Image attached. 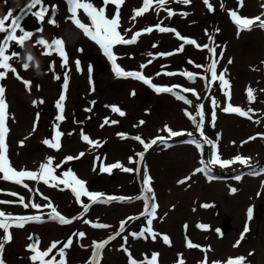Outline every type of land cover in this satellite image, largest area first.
Returning <instances> with one entry per match:
<instances>
[{
    "label": "rangeland",
    "instance_id": "rangeland-1",
    "mask_svg": "<svg viewBox=\"0 0 264 264\" xmlns=\"http://www.w3.org/2000/svg\"><path fill=\"white\" fill-rule=\"evenodd\" d=\"M87 2L92 3L93 6L96 7L97 9L103 8L105 11V15L109 19H111L113 17V15L116 11V5L111 4V3L105 5L104 0H87ZM209 2H212V0H210ZM0 3H1L0 4V17H3L4 15H6L9 11L12 12V18H15L17 16H22V19L20 20V27H22L27 32L30 31L31 33H33V36L30 39L26 40L25 44H24L28 48L26 53L28 55L32 54L31 56L34 57L32 62L31 63L29 62V67L32 65L30 70H29V67L27 69H25L23 67V64H21L19 62L22 59L21 62L25 63L27 55H25V54H23L24 56L22 55V53H21V52H23V50H21L22 47L19 46L18 44H16L15 41L9 42V47L7 49L6 54L11 55L12 52H16L19 55L21 54L20 56L18 55L17 58L14 59V57H13L12 59L9 60V64L13 68L16 69V72L13 73L12 71L0 69V72L6 71V75L4 76V78L0 79V86H3L5 89L4 98H5L7 105H8V111H11V117H13V119L11 120L13 126L11 128H8V133H7L8 134L7 136H9V137H7L8 140L6 138L7 157H8L9 163H11L10 164L11 167L15 168L18 171H21L23 169V167L25 168L27 166L26 169L27 168L33 169V170H27V171L34 172L37 174L40 172L41 167H37L36 162L33 160L32 157L28 156L27 159L22 158L24 154L22 153V155H21L22 151L19 148H17V146H18V144H22V143L24 145H28V141L29 142L33 141L32 138L30 139L28 137H30L31 132L33 131V128L39 127L40 124L41 125L44 124V120H46V118H44L43 116H46V115L49 116V118L47 117V119H50V117H53V118H51L52 120L55 119L52 122V124H55V125H52V127L54 128V126H57L58 129L55 127L56 129L54 128L53 131L56 130L55 131L56 134H57V132L63 133V135L60 137V144L61 143H63V144H61V146L59 147V149H61L60 151H62L61 152L62 154H60V152L58 151V154H60L62 156L64 155L62 157L63 159L66 156L79 155L83 150L85 151L86 149L88 150V149L93 148L95 145H97L96 141H97V143H99V141L104 138L105 133H107L108 135L114 134L112 137L114 139L115 135L118 132L117 131L119 128L118 126L122 125L126 121L127 118L129 119L131 117L133 118L136 116L135 119L137 121H134V123L136 124V125L135 124L134 125L137 126L138 124H140L141 121H143L145 124L142 123V125H144V127L148 128L149 125H151V123L148 121L149 120L148 118L150 115H147V114L146 115H140L142 113L143 114L146 113L145 109L143 110V108L149 107V105H147L146 102L147 103L153 102V104L155 106V107L153 106L154 110L155 111L157 110L160 115L167 114L169 120L173 119V117H174L173 115H175V117H177V118L179 117L178 119L180 120L181 124H183L185 126V128L182 129L183 132H186V131L190 132L192 130L191 132H193V135H194V136L193 135L188 136V133H186V134L183 133L185 135L181 136V138L179 140L174 139L173 141H168L167 144L159 143L156 146H154L153 148H151V154L148 153L145 157V161H146L145 166H147V168H150V171H151L150 173L155 178L156 182H154L153 179H150L149 185H146V183H143V182H146V180H148V173L144 174V175L142 174L143 172L140 173L141 174L140 177H142L144 179V181L141 182V184H140V181H138V179L135 178V174L133 173V171L126 172V171H123L122 169H119V168H112V165L117 164L118 162L123 167H126V168L129 167L130 169H133V170L136 168V162L137 161H135V159L137 160V157L141 153V152H139V153H137V152L143 151L144 145L141 142H139L140 140H137L133 135H131V136H133V138H135V140H132L131 143L135 145V148H132L133 146H130V145L128 146L127 144L124 145V144L120 143V141L114 143L113 140L111 139L113 144L109 147V149L107 151L109 153V155L106 153L105 158H102L99 161L97 160L98 162H100L99 164L97 161L94 162V164L91 161H89L85 164L78 163V162H75V165H74V163L72 164L73 166H75V171L73 170L74 171L73 173L75 174L76 177H79L78 179L81 178L83 181H85L84 179L88 175H90V174L96 175L92 179V181H90V184L88 186L90 191H88V192H91L93 190L100 191V189H101V191H103V190H105L107 192L109 191L110 194H113L116 196H122L123 195L124 197L128 198V196H130V197L134 196V193H136L137 190L140 189L141 185L144 184L143 185L144 186L143 191L145 193L143 195L149 196V199H150L149 201H147V205L148 206H150V205L152 206L153 204L156 205L155 217L154 218L153 217L148 218V219L152 220L151 225H148V223H147L148 219L146 220V218L144 220L142 219L143 221L140 220L139 223H136V222L132 223L129 219L131 211L126 210V209L122 210V212L120 213L119 216L111 215L109 217L106 216L107 211L105 209H96V210H94L93 214L95 215L97 220L99 219L97 221V223L93 220L92 224H90V225L83 224L82 225L83 227L79 228L78 231H76L77 233L83 232L85 234L86 239H83V238L77 236L76 232L73 233V232L68 231V230L65 231L66 228L71 227L70 223L69 224H61V226H58L57 224L55 225L53 222H43V224H41L40 226H33L32 222L35 220H32V221H29L28 223H25L24 227H17V226H15V224L12 221H9L11 226L9 227L8 232L12 236V239L10 241L7 242V241L2 239L6 235V233H5L4 229H0V242L3 243V249H2V251H0V259L3 260L4 264H42L41 261H39V260L34 261L32 259V257L37 254L35 251L32 250L33 245H35V247L37 248L38 251H45L50 247V245L53 241L61 242L63 239L62 242H67L71 237L74 240L73 241L71 238V240L73 241L72 245L64 250L65 251L64 259L66 260V264H91L92 255H93V252L95 251L93 242L94 241L95 242H101V241H104L107 239L109 240V238L112 237V235L114 236L115 232L119 230L121 222H124V221H126V223L124 224V227L126 226L125 227L126 230L124 229L123 233H120V235L118 237L115 236L116 237L115 239L109 240V243L102 250L99 264H131V262L133 260L136 261V264H149V261L151 260V257L154 253L158 254V264H178V262L181 258L183 259L184 264H202V262L205 261V258H206L207 264H226V262L229 259H237L239 257L245 258L244 264H264V220L261 219V217H260L261 216L260 212H262L263 210L261 209L260 205L258 206L257 203L254 204V201L256 199L261 198L263 195V190H264L263 189L264 188L263 187L264 186V184H263V182H264V178H263L264 177V163L263 164L259 163L258 166H256V165L254 166L255 162L251 163L253 161V159H257V161H259L258 158L260 159V162L264 161V144L261 146V147H263L262 150H260L258 152L256 150L253 151V147L256 146L257 143L261 139L260 135L253 133V131H251V129H253V128H251V125H253V123H252L253 121L250 122L249 121L250 119L245 115L242 116L236 112H228V115L230 117L234 116V117H237L238 119L236 118L233 121L230 119V117H222V118L216 120V124L220 127L219 130L216 131L212 127L209 128L210 119L205 120L203 118L202 122L200 120L199 121L196 120V122L194 123L192 117L196 118V116H190L189 118L187 116H184V118H183V116L180 117V108H178L176 106V104H174V103H172V104L170 103V105H169V104L165 103L166 102L165 99H162V97L167 96L168 93H159V95L165 94V95H160V96L156 95V93H157V91L155 89L156 86H153L154 88H151L148 85L146 86L148 88V90L140 87L139 89H137L138 90L137 92L134 91V93L132 94V96H134L135 93H136V95H142L143 100H144L141 104L142 109L138 110L139 113L136 114L137 113L135 111V110H137V108H136L137 105H135L136 103L134 104V108H135L134 109L132 104L128 101L131 99L132 96H129L131 93L126 90V89H129L127 83H125V82H121V83L120 82H114L111 84L110 88H106V86L104 84L102 85L98 81V74H94V72H91V68H90L89 63H88V61H89L88 55L92 54L96 58V60H98V62H101L100 53H101L102 47L100 46L99 43H97V42H96L97 44L94 43L95 41L93 39L91 40L90 37L86 36L83 33V31L81 29L77 28L75 26V24L69 19V17L71 16V12L69 10L70 5L68 4L67 0H42L43 7L48 9L47 13L44 14L43 21H41L39 19V17L32 15V13L41 11V5L40 4H37L35 7H32L30 9V11L28 10L29 5H31L33 3V0H0ZM169 3H170V1L166 0V3H165L166 5L164 4L165 7H162L159 9H154L155 11L150 8L145 12V14L137 16L135 19H133V16H135L136 11L138 9H140L141 7H143V0H124L123 5H121L119 8V12H120L119 28L120 29L118 28L117 30H119V32L123 31L124 29L126 30V27H127L126 24L127 25L131 24L130 26L134 28V31L135 30L138 31V29L141 31V29L146 28L147 26H149V27L152 26L153 32H156L159 35L165 36V38L163 39V42H162L164 46H161L162 44H159V38L157 36L151 37L148 40L149 42H143L142 41L140 44V47L137 48L135 51L138 54L141 50L145 51V50L152 48L153 46H156V45H159V47H160L157 50L162 49V50H170V51L175 50L177 47L179 49L180 45L187 47V51H188V53H186L187 55L186 54L184 55L180 52L178 54V49H176V51H177L176 56L177 57L174 56V58H172L173 61H172V63H170V66H167L168 69L173 70V73H176L177 70H179V71H181V70L186 71L187 70V72L188 71L193 72V70L195 71V69L197 67H198L197 69L199 70V73H201V71L204 70L202 68V65L204 64L203 59H205L207 57V56H205V53L207 50H205V52L202 51V47H201L202 44H204L206 46H208V45L210 46L213 44L212 46L216 49V52L214 53V55H212V58H214L213 61H215L217 63L216 68H215L216 73L218 74L217 77L219 75H221V71H219L220 67L224 64H228V57H229L228 53H229V51H231V49H237L238 43H239V48H240L239 50H242V52H244V54L246 56H249V54L255 53L258 51L259 52L264 51V46H263L264 28H261L258 25H253L252 29L250 31H248V30L240 31L239 30L238 31L239 33H234L231 30L232 28L229 29L230 25H233L234 28L238 27L237 24L231 19V11H236L237 13L239 12L238 15L246 14V13H248L247 10H250L252 8L253 1L251 3V0H243V7H239V0H217L216 7H219L220 9H222L221 12H224V17L220 18L218 20V22H216L218 25V32H217L218 34H215V36H214L215 39H213V37H211L210 35H209L210 39H209V36H207V38H205V39H202L200 37V35H202L201 34L202 30L199 26L202 24H201V21H198V19L200 18L201 14L204 10H202V12H199V10H201V8H200V9H195V11L193 12V9L192 10L189 9L188 11H191V12L187 11L189 16H188V19H185L184 14H182V13H186L185 12V6L180 5L179 8H177V5H176L177 2L174 5L173 4L171 5ZM167 4H169V5H167ZM201 4L202 5H200V6L203 7V3H201ZM204 4H205V2H204ZM211 4H213V2ZM53 6L55 7V14L56 15L54 16V18L56 20V24H51L48 22V20L50 18H52ZM166 9L169 11H166ZM182 10H183V12H182ZM226 11H228L229 13ZM164 12L166 13V15L164 14ZM167 12L171 13V14H168ZM179 12H180V14H179ZM154 13L155 14L157 13L156 17H155ZM197 13H199V14H197ZM78 14H79V18L81 19V21L83 23L91 26L90 18L84 13V11L82 9L78 10ZM149 15H150V17H149ZM191 15H194V16H191ZM141 17L143 20H141ZM169 17H170V19H169ZM179 17H181V18L179 19ZM193 17H194L195 22L193 23L194 25L192 26L190 23L193 22V20H192ZM146 18L147 19L149 18V19L146 21ZM162 18H164V19H162ZM140 21H142V22H140ZM9 23H10V21H9ZM139 23H141L142 25H140ZM123 25H125V26H123ZM156 25L163 26L164 28L165 27L171 28V29L173 28L176 33L179 30L182 34H181V36H177V35H173L172 31L162 32L159 30V28L153 27ZM31 29L34 30V32ZM35 29H37L38 31ZM41 29H42V31H41ZM134 31L132 30V32H134ZM132 32L130 31L129 33L132 34ZM5 35H6L5 33H0V46H2L3 37ZM15 35L16 36L18 35L17 37H19L22 35V33L19 30H17L15 32ZM169 35H170V37H169ZM235 35H237V36H235ZM186 38H189V40H194L196 42V44H195L196 47L198 49H200L201 52H199V50H197V48L195 47L194 44H192V45H194L193 47L190 45H186V43L183 42V40H185ZM39 39H44L49 43H51L54 39H63L65 42L64 47H65V52L67 54L68 63L66 65L63 63V57L60 56L59 53L54 50V48L51 50H48L47 51L48 54H44V53H46L45 51H46L47 46L38 44L37 41ZM145 43H146V45H144ZM147 43L148 44L150 43V44L148 45ZM120 45H121V47H118L120 49L135 47L134 43L130 44V45L117 43V46H120ZM145 46L147 47L146 49H145ZM78 47L83 48L84 54L78 53V51H77ZM99 48H101V49H99ZM259 48H261V50H259ZM34 49H37V50L34 51ZM31 50H33V51H31ZM29 51L31 52V54H29ZM142 51L140 52V54L143 53ZM34 52L36 53V56H35ZM166 52H168V51H165L163 54H165ZM40 54H41V56H39ZM51 55H52V57H54V56L56 57V59H57L56 62L58 63V66L56 67V70L54 72H53V70H51V68L49 67L48 64H47L48 66H44L47 63L46 62L47 58L49 60L51 58ZM44 56H45V58H44ZM179 56H180V58H179ZM144 57H147V56H143L142 58L145 59ZM106 58L108 59L107 56H106ZM217 58H218V60H217ZM240 58L242 59L241 56H239V59ZM15 61H16V63H15ZM76 61H79L78 66L76 64ZM109 61H110V59H109ZM241 62L242 61H239V64H241ZM116 64H117V62H116ZM198 65H201V66H198ZM33 67H36V68L33 69ZM37 67H38V69H37ZM97 68L99 69L100 72H103L102 74H108V72H109V70H107V68L104 66L103 67L98 66ZM208 68H207V71H208ZM41 69H43V70H41ZM133 69L140 71V68H137V67L130 68V70H133ZM32 70L34 72H32ZM28 71L31 73H29ZM140 72L142 73V71H140ZM33 73L34 74L35 73L36 74L41 73V74H38V75L35 74L34 75ZM210 73L211 72H209V75H210ZM28 74H29V76H28ZM30 74H31V77H30ZM32 74L34 76H32ZM55 74L60 77L61 81L59 79H56L57 76ZM144 74H142V75H144ZM47 75H48V77H47ZM176 75H178V74H176ZM21 76H23V77H21ZM26 76L30 80L27 79ZM210 76H212V74ZM239 77H240V72H239ZM22 78L27 79V80L25 79L24 81H30L31 83L34 82L33 84H30V87L32 89L30 88L29 92H28V89L26 90V88H28V87L25 85ZM48 79H50V80L52 79V80L50 81ZM156 80L157 79H155V82H156ZM65 82H67V89L64 88ZM164 82L165 81H163V79H161L158 83L162 84ZM32 86H34V87H32ZM34 88H35V92L33 90ZM172 88L174 90H177V88H175V86H172ZM6 89H7V91H6ZM52 89H54V90L52 91ZM57 89H59V90H57ZM104 90L106 92L109 91V92H107V98H106V101H104L105 102L104 105L107 108H109V110H111L113 107H118L122 112H124L123 116H121L119 114V112H114L113 110L112 111L105 110L104 112L97 111V109L100 105L99 98L101 97L102 93L105 92ZM139 90H141V91H139ZM142 90H143V92H142ZM13 91H14V93H13ZM58 91H60V93ZM6 92H7V94H6ZM30 92H31V94H30ZM12 93H13V95H12ZM27 93L30 94V96ZM35 93H37L39 95H37ZM54 94H55V96L57 94L58 95L60 94V96L57 95L55 98ZM45 95H47L46 97H48V98H44ZM62 95L65 97V99L63 101V112L61 113L60 109L57 107V102L60 100L59 97H61ZM155 95H156V98H155ZM17 96H18V98H17ZM28 96L31 99L33 97L32 100H30V98H29L30 104L28 102L29 100L27 101ZM172 96H170V97H172ZM41 97H43V98H41ZM49 97H51V98H49ZM173 97L176 98V100L174 99V101L177 102L178 98L176 96H173ZM23 98H27V99L25 100ZM35 98H37V99H35ZM20 99H21V101H20L21 103L19 102ZM47 99L50 101H48ZM22 100H23V102H25V101L26 102L23 103ZM41 100L43 101L42 104L44 106L39 102ZM34 101L36 102V104L32 103ZM44 101H46L47 103ZM37 103H39V104L37 105ZM9 104H11L10 106H12V107H10ZM20 104H23V105L20 106ZM50 104H51V106H50ZM24 106H26V107H24ZM35 106H37V107H35ZM38 106L40 108L46 109L47 111L48 110L52 111L54 109L55 112L52 111L54 113V114L52 113V115H54L55 117L52 116L50 112H49L50 114H48V113L46 114L45 112H42V111L40 112V108ZM46 106H48V107H46ZM209 106H210V102L207 101L204 115H207L208 111L210 110ZM30 107H31V109H30ZM21 108H22V110H21ZM128 108H130L131 111ZM170 109H173V112H171ZM16 111H18V112L16 113ZM21 111H23V112H21ZM257 112H258V114L260 113L259 111H257ZM22 113H24V114H22ZM25 113L27 114L28 117L29 116H31V117L28 118L27 116H24V115H26ZM28 113H30V114L28 115ZM200 113H202V112H200ZM8 114H9V112H8ZM194 114H196V112H194ZM34 115H36V116H34ZM40 115L41 116L43 115V116L41 117ZM61 115L63 116L62 120L58 119V117H60ZM32 116H34V117H32ZM137 116H139V117H137ZM108 118H111L112 121H110V119H109V122L106 125L103 122L106 121ZM119 118H120V120H119ZM262 119L264 120V118H262ZM262 119L260 122H262ZM28 120L30 122H28ZM40 120H42V122ZM38 121H39V123H38ZM101 121H103V122H101ZM24 122L26 123L28 128H26V125ZM147 122H148V124H147ZM206 122H207L208 127L206 126ZM129 123L131 125H133L132 122H129ZM169 123H170V121H169ZM168 124H166V125L163 124V128H165V126L168 127ZM197 124H200L201 127L198 128ZM224 124H226V126H223ZM233 124H234V126H233ZM7 127H8V125H7ZM230 127H233L236 131H238L239 135H238L237 139H234L233 141L229 142V145L227 146V147H229V149L226 150V155L225 156L222 155V157L220 159L221 160H227V161H235V158L237 156H241V157L244 156V158H250V161H249L250 166L241 164L239 162H233L229 166L221 168V166L219 164L218 165L212 164V166L205 168V170L203 171V174H202V172H199L200 174L197 173L195 171L196 169L204 168L203 165L209 163V161L211 159L215 158V157L211 156L212 154L209 156L207 153L208 149H211V150H209L210 152L212 151L213 146L206 144V146H207V149H206V146L203 145L204 144L203 140H206V141L207 140H214V138L217 135V137L222 138V142H224L223 141L224 140L223 137H225L224 134L226 133L228 128L230 129ZM215 128L217 129V127H215ZM25 130H28L29 132H27V131L23 132ZM9 131H10V133H9ZM115 131H117V132H115ZM20 132H23V133L20 134ZM201 132H203V135H204L203 140H202L203 137H201V139L198 138L201 136V134H200ZM12 134H13V136H12ZM133 134H135V133H133ZM85 135L89 137V140H91L92 143H89L88 141H85L83 139V136H85ZM54 136H52V138ZM56 136L54 137V139L51 138V140L53 142H55L54 140L56 139ZM39 137H41V134H39ZM127 137H129V138H127ZM146 137H148L147 138V141H148L150 139V137L148 135H143L140 133L141 140H145ZM195 137H196V139H195ZM251 137H254V139H250ZM12 139H14V140H12ZM45 139L43 138V140H45ZM125 139L129 141L131 139L130 135L128 136V134H127ZM256 139H259V140H256ZM236 140H238V141L240 140V142H239L240 147H242V148L244 147L246 149V151L244 150V153L242 151L237 150V148H236L237 146H234V144H232L230 146V144L232 142H235ZM190 143H191V145H190ZM197 143H201L202 149L198 148L199 151L197 152V154H195V156H196L195 160H201L204 163H201L202 164L201 167L195 166L194 167L195 169H193V172H194L193 173L192 171H189L190 170L189 162H188V160L186 161L185 158L189 153L195 151L194 147L196 146ZM235 145H237V143ZM13 146L17 149H15ZM39 147L42 148L43 146L40 145ZM43 148L49 149V151L53 152V154L56 153L55 149L53 147L50 148L49 145H46ZM214 148L216 149L217 147L214 146ZM59 149H57V150H59ZM13 150L16 153L17 152L18 153L15 155ZM109 156H111V157H109ZM102 160H104V161H102ZM195 160H194V163L196 162ZM206 160H207V162H206ZM201 161H198V162H201ZM133 163H135V164H133ZM191 163L194 164L193 161ZM22 164H23V166H22ZM24 164H25V166H24ZM186 164H187V166H186ZM95 165H96V167H94ZM97 165H99V166H97ZM208 165L209 164H207V166ZM213 165L216 167H213ZM34 166H36V167H34ZM108 167L111 168V171L109 173H112V172L114 173L113 174L114 176L112 178L114 181L112 180L110 182L109 181L107 182V180L105 178L106 173H103V172H105V171H103V169L108 168ZM184 169H186V170H184ZM184 171L189 172V173L187 176L182 177L181 175H182V172H184ZM177 172H179V173L177 174ZM190 172H191V174H190ZM159 173H160V175H159ZM83 174H85L86 176ZM157 174L159 176L155 177V176H157ZM170 174H172L174 176V177H172V179L170 178L171 180L162 178V176H165V175L168 176ZM194 174H197V175L195 176ZM0 176H2V174H0ZM189 176H190V179H186ZM236 176H241L242 178L240 180H237V179H235ZM177 178H179V181ZM23 180H25L27 184L32 182V180L28 179V178H25ZM122 180H125V182L127 183L128 186L126 185L125 190L120 189V191H119V189L115 185H118L119 183H121ZM166 180H168L169 182L166 183L167 182ZM182 180L183 181L186 180L185 181L186 183L185 182L180 183V181H182ZM152 181L154 182L155 187L158 190V192H156V189L151 184ZM158 182L162 183L160 187L158 185ZM113 183H115V184H113ZM22 184L23 183H19V184L18 183H7V182L1 180V178H0V199H2L0 201H7V202L14 201V208H12L10 211H7L8 203H0V211H4L5 213L10 214L13 217H20L22 215L23 216L26 215L25 217H42L45 215V213L46 214L48 213L47 215H49L51 209L54 208L57 211L58 210L62 211L64 215H67L65 217L68 219H71V221L74 223L76 221L75 215L78 216L80 214V211H81L80 207L82 205L81 202L87 201L86 195L85 196L82 195V197L80 196L81 198L80 197L76 198L77 196H75V193L72 191V188L69 187V185H68L67 189L68 190L70 189L69 191L71 192V195H66V197H65V195H62L64 192H62L59 189L54 190V188H53V186H51V184L48 186L49 183L48 184L43 183L44 185L42 188L38 187L35 189L26 188ZM204 184H207L206 188L208 186H212V185L215 186V189H213V191H208L209 194H211L210 195L211 197L210 196H208V197H210L211 202L215 203L214 207H216V208H214V207L211 208L210 205L212 203H210L209 201H205V202H203V205L202 204L200 205L199 202L201 201L200 199L202 197L200 195L202 194L201 190L204 189ZM238 184H239V186H238ZM218 185L220 187H225V188H230V187H231V189L236 188L237 190L235 193H233L230 189L229 190L230 192L229 193L227 192L225 194L224 193L225 189L222 190ZM148 186H150V187L153 186V187H151L152 192H146L145 191V188ZM50 187H52V189H50ZM164 187H166V189H164ZM197 187H199V191H198ZM108 188H111V189H108ZM26 189H28V191ZM52 191H53V193H51ZM197 191L199 193H197ZM31 192H32V195H31ZM37 192L39 193V195ZM54 192H56V193H54ZM12 193H15L16 195H12ZM153 193H154V197L156 195L155 193H157V196H156L157 199L155 201L153 199L151 200ZM72 194H74V195H72ZM195 194H197L198 197H195ZM29 195H30V197H29ZM217 195H218V197H217ZM44 196L46 199H49V200L51 199L48 207L47 206L46 207H40L42 210H45L44 211L45 213L43 212L44 214L40 213L41 215H37L38 213L36 212L37 211L36 208L31 207V205H29V207H27V208H25L23 206L25 203H27V204H33V203L36 204L37 203L38 205H40V202H42L43 199H45ZM230 196H232V197H230ZM20 197H23V203H20ZM72 197H74V198H72ZM192 198H194V199H192ZM207 198H205V199H207ZM241 198H243V199H241ZM28 199H29V201H28ZM232 199H236V201L239 204L234 209V211H235L234 212V218H235V223L237 225L235 231L236 232L239 231V234H240L238 236V238L236 237L237 239L234 238L232 236V233H231L234 218H232V216L226 214V212L228 211V208L232 207L229 205V200H232ZM26 200H27V202H26ZM51 201L52 202L54 201L55 203H61V207L58 205H56V206L51 205L52 204ZM117 202L119 203L120 201L117 200ZM77 203H79V204H77ZM103 205H105V204H103ZM172 205H173V207H172ZM204 205H209V206L204 207ZM228 205L230 207H228ZM66 206L69 207L67 211H65V209H62V208H66ZM40 208H37V209H40ZM48 208H50V211ZM249 208H252V210H253V215H252L251 219H249L247 216V211ZM253 208H255V209H253ZM46 210H47V212H46ZM105 211H106V213H105ZM156 215H157L158 219H157ZM110 217L113 219H111ZM168 218H169V220H168ZM229 218H231V219H229ZM155 219H157V220H155ZM165 219H166V222H164ZM121 220H123V221H121ZM98 224L108 225L109 227L101 228V227H94L93 226V225H98ZM201 225H203L205 227H200ZM66 226H68V227H66ZM225 226H227V227H225ZM245 226H247L249 230L246 234H244L245 235L244 238L242 240H240L239 237H241V234L244 231ZM237 227H239V228H237ZM148 228H151V232L146 230ZM226 228L229 230H227ZM224 229H225V231H224ZM94 230H95V232H94ZM156 232H158V233H156ZM226 232H228V233H226ZM90 233H92V234H90ZM140 233H143V236H141ZM153 233H156L155 239L152 238ZM160 233L162 235H160ZM133 234H136V235H133ZM163 235L164 236L166 235L169 238L170 243L164 242ZM69 236H71V237H69ZM30 237H31V239H30ZM125 237H127L126 241L124 239ZM58 238H59V240H58ZM251 239L255 240V242L252 241ZM238 240L240 241L239 246H235L237 244ZM189 241H191V243L194 245H198V247H188L187 245H188ZM249 241H251V242H249ZM11 243H12V245H16V247L14 248L11 245ZM246 244H248V245H246ZM250 245H252V246H250ZM60 247H63L62 243H60L58 245L57 249H53L52 252L50 253V255L48 257H45L44 260L45 261L52 260V258L55 257V260L59 261L61 259L60 255L58 254ZM124 249H127V251H125ZM56 250H58V251H56ZM233 250H234V252H233ZM55 252H56V254H55ZM231 252L234 253V255L231 256L230 255ZM235 254H237V255H235Z\"/></svg>",
    "mask_w": 264,
    "mask_h": 264
},
{
    "label": "bare ground",
    "instance_id": "bare-ground-1",
    "mask_svg": "<svg viewBox=\"0 0 264 264\" xmlns=\"http://www.w3.org/2000/svg\"><path fill=\"white\" fill-rule=\"evenodd\" d=\"M170 1V3L169 4H175L176 2V5H177V8H179V6L180 5H184L185 6V12L186 13H182V14H184V17H185V19H188V16H189V14H188V12H191V11H188L189 9H193V12L195 11V9H200L201 8V10H199V12H202V10H204L203 12H202V14H201V16H200V18L198 19V21H201V24L202 25H200L199 27L201 28V30H202V35H200V37L202 38V39H205V38H207V36H211V37H213V39H215V34H218L217 32H218V25H217V23L216 22H218V20L220 19V18H223L224 17V12H221L222 11V9H220L219 7H216V2H217V0H212V2H213V4H211L212 2H209L210 0H208V3L209 4H211V8H209L208 7V5L207 4H204V0H190V3H184L183 2V0H169ZM252 1H253V6H252V8L250 9V10H247V12L248 13H246V14H241L240 16L242 17V18H244V17H247V18H255V17H257V16H261V18L262 19H264V0H251V3H252ZM2 3V2H1ZM0 3V4H1ZM168 3V2H167ZM201 3H203V7H201L200 5H202ZM165 4V3H164ZM164 4L163 5H161L160 4V0H152V2H151V4H150V6H149V8L148 9H159V8H162V7H165L164 6ZM169 4H167V5H169ZM166 5V4H165ZM171 8V7H170ZM182 9V8H181ZM161 10V9H160ZM174 10V9H173ZM237 10V9H236ZM39 11V10H38ZM155 11V10H154ZM163 11V10H162ZM166 11H169V10H167L166 9ZM171 11V10H170ZM188 11V12H187ZM146 12V11H145ZM145 12L143 13V14H145ZM176 12V11H175ZM182 12H183V10H182ZM226 12H228V11H226ZM232 12V11H231ZM159 13V12H158ZM163 13V12H162ZM168 13V12H167ZM177 13V12H176ZM196 13V12H195ZM229 13V12H228ZM239 13V12H238ZM245 13V12H244ZM258 13V14H257ZM261 13V14H260ZM155 14V13H154ZM157 14V13H156ZM156 14H155V17H156ZM164 14L166 15V13L164 12ZM168 14H170V13H168ZM179 14H180V12H179ZM197 14H199V13H197ZM196 14V15H197ZM56 15V14H55ZM85 15V14H84ZM229 15V14H228ZM148 16V15H147ZM168 16V15H167ZM191 16H194V15H191ZM149 17H150V15H149ZM181 17H179V19H180ZM149 19V18H148ZM147 18H146V21L148 20ZM162 19H164V18H162ZM169 19H170V17H169ZM231 19H232V17H231ZM137 20V19H136ZM141 20H143L142 19V17H141ZM193 22L192 23H190L192 26L194 25L193 23L195 22L194 21V17H193ZM233 20V19H232ZM133 21V20H132ZM150 21V20H149ZM148 21V22H149ZM139 22V21H138ZM140 22H142V21H140ZM167 22V21H166ZM48 23V22H47ZM72 23V22H71ZM145 23V22H144ZM160 23V22H159ZM199 23V22H198ZM220 23V22H219ZM232 23V22H231ZM140 25H142L141 23H139ZM175 24V23H174ZM42 25V24H41ZM131 24H126V30L124 29L123 31H121L120 32V34L124 37V39H131V38H133V36L137 33V32H139L140 30L138 29V31H134V28L133 27H131L130 26ZM133 25V24H132ZM149 25V24H148ZM154 25V24H153ZM196 25V24H195ZM123 26H125V25H123ZM48 27V26H47ZM122 27V26H121ZM153 27H156V28H164L163 26H160V25H156V26H153ZM149 28H151L152 29V26L151 27H149V26H147L146 28H143V29H141V31H140V33H141V35L140 36H138V37H136V42L134 43V45H135V47H129V48H123V49H120V48H118V47H121V45L120 46H117V44H114L113 46H112V49H111V51H112V53L114 54V56L116 57V62H117V64L119 65V67L124 71V72H128V73H139V74H144L143 76L145 77V79H147V80H149L150 81V83L148 84V83H143L142 82V80H140V79H137V78H135V76L134 75H129V76H118L117 74H116V72L114 71V66H113V64H111L112 63V60L110 59V61H109V57L105 54V52H104V49L102 48H99V49H101V53H100V59H101V62H98V60H96V58L91 54V55H88V59H89V61H88V63H89V66H90V68H91V72H94V74H98V81L100 82V84H104L105 86H106V88H110L111 87V84L112 83H114V82H125V83H127L128 84V87H129V89H126L127 91H129L131 94L129 95V96H132V94L134 93V91L135 92H137L138 90L137 89H139L140 87H142L143 89H147L148 90V88L146 87L147 85L148 86H150V87H152V86H156V88L155 89H157V88H160V89H171V91H157V93H156V95H159V93H168L167 94V96H163L162 97V99H165L166 100V102L165 103H167V104H169L170 105V103L172 104V103H174V104H176V106L178 107V108H180V117H182L183 116V118H184V116H187L188 118L190 117V116H196V120L197 121H203V118L206 120H208V119H210V123H209V128H214V130H216V131H218L219 130V126L216 124V120H218V119H220V118H222V117H230L229 115H228V112H225L224 111V109L226 108V107H228L229 106V104L232 106V107H237V108H239V109H241L242 111H244V112H246L247 113V115H245V116H247L250 120V122H252L253 123V125H251V128H253V129H251V131H253V133H256V134H258V135H260V141L257 143V145L256 146H254L253 147V151H260V150H262V148L263 147H261L263 144H264V120L262 119V118H264V51L263 52H255V53H251V54H249V56H246L245 54H244V52H242V50H239L240 48H239V43H238V46H237V49H231V51H229V57H228V64H224V65H222L221 67H220V69H219V71H221V74H223L224 75V79L225 80H227L228 81V85L227 86H224V85H222L221 84V82H220V80L219 79H216V80H213L212 79V76H210L211 75V73H210V75H209V72L207 71V68L209 67V66H211V64H212V62H213V59L214 58H212V55H214V53L216 52V49L212 46V45H208V46H206V45H204V44H202V51H204L205 52V50H207L206 51V53H205V56H207L205 59H203V61H204V64L202 65V68L204 69V70H202L201 71V73H199V70L196 68L195 69V71L193 70V72H187V70L186 71H184V70H181V71H179V70H177V72L176 73H173V70H170V69H168L167 68V66H170V63H172V61H173V59L172 58H174V56H176V54H177V51H176V49H178V47L175 49V50H173V51H170V50H162V49H159V50H157L158 48H160L159 47V45H156V46H153L152 48H149V49H147V50H145V51H142L143 53L142 54H140V52H139V54L137 53V52H135L136 51V49L137 48H139L140 47V44H141V42L143 41V42H149L148 40L151 38V37H153V36H157L158 38H159V44H162L161 46H164L163 45V39L165 38V36H163V35H159L158 33H156V32H153V31H151V32H147V31H145L146 29H149ZM165 28H167V27H165ZM177 28V27H176ZM182 28V27H181ZM232 28V29H231ZM120 29V28H119ZM171 29V28H170ZM173 29V28H172ZM229 29H231L234 33H239L238 31H239V29H238V27H236V28H234L233 27V25H230V28ZM32 30V29H31ZM35 30H37V29H35ZM122 30V29H121ZM132 30L134 31V32H132ZM33 32H34V30H32ZM38 31V30H37ZM117 31H119V30H117ZM132 32V34L131 33H129V32ZM197 31V30H196ZM30 32V31H29ZM153 33V34H152ZM172 33H173V35H177V33H179V36H181V32L178 30L177 31V33L174 31H172ZM191 33V32H190ZM264 33V32H263ZM17 34V33H16ZM37 34V33H36ZM157 34V35H156ZM193 34V33H192ZM75 35V34H74ZM159 35V36H158ZM18 36V35H17ZM56 36V35H55ZM61 36V35H60ZM59 36V37H60ZM178 36V35H177ZM210 36H209V39H210ZM235 36H237V35H235ZM169 37H170V35H169ZM189 37V36H188ZM34 38V37H33ZM61 38V37H60ZM193 38V37H192ZM198 38V37H197ZM37 39V38H36ZM170 39V38H169ZM212 39V38H211ZM92 40V39H91ZM189 40V38H186L185 40H183V42L184 43H186V45H190V46H194V45H192V44H190V43H188L187 41ZM196 40V39H195ZM239 40V39H238ZM95 41V40H94ZM93 41V42H94ZM51 42V41H50ZM211 42V41H210ZM243 42V41H242ZM246 42V41H245ZM49 43V42H48ZM94 43H96V41L94 42ZM151 43V42H150ZM149 43V44H150ZM219 43V42H218ZM217 43V44H218ZM49 44H51V43H49ZM97 44V43H96ZM148 44V43H147ZM148 44V45H149ZM210 44V43H209ZM130 45V44H129ZM144 45H146V43L144 44ZM180 45V44H179ZM204 45V46H203ZM263 46H264V43H263ZM195 47H196V45H195ZM42 48V47H41ZM40 48V49H41ZM147 47L145 46V49H146ZM197 48V47H196ZM200 48V47H199ZM209 49H213L214 51H209ZM258 49V48H257ZM256 49V50H257ZM21 50H23V52H21L22 53V55L23 54H25V55H28L26 52H27V50H28V48L24 45L23 47H22V49ZM37 49H34V51H36ZM48 50H51V49H49L48 47H46V53H47V51ZM197 50H199V52H201L200 51V49H198L197 48ZM259 50H261V48H259ZM31 51H33V50H31ZM78 53L79 54H84V50H83V48L82 47H78ZM165 51H168V52H166L164 55H161V54H163ZM248 51V50H247ZM250 51V50H249ZM88 52V51H87ZM179 52L180 53H182V54H186V53H188V51H187V47H184V46H182V45H180L179 46V49H178V54H179ZM254 52V51H253ZM29 54H31V52L29 51ZM34 54H35V56H36V53L34 52ZM45 54V53H44ZM21 55V54H20ZM19 55V56H20ZM32 55V54H31ZM183 55V56H184ZM187 55V54H186ZM24 56V55H23ZM22 56V57H23ZM39 56H41V54L39 55ZM106 56L108 57V59L106 58ZM143 56H147V57H144L145 59H143L142 57ZM239 56H241L242 57V59L240 58L239 59ZM21 57V58H22ZM27 57V56H26ZM33 57V56H32ZM177 57V56H176ZM15 58H17V57H14V59ZM25 58V57H24ZM34 58V57H33ZM44 58H45V56H44ZM47 58V57H46ZM83 58V57H82ZM179 58H180V56H179ZM184 58V57H183ZM20 59V58H19ZM18 59V60H19ZM38 59V58H37ZM182 59V58H181ZM17 60V61H18ZM35 60V59H34ZM217 60H218V58H217ZM229 60H231L232 62L231 63H229ZM21 61H22V59H21ZM21 61H19L21 64H23ZM26 61V60H25ZM36 61V60H35ZM57 61V59H56V57L54 56V57H52V55H51V58L48 60V58H47V63H46V65H44V66H48L49 65V67L51 68V70H53V72L56 70V67L58 66V63L56 62ZM136 61V62H135ZM239 61H242L241 62V64H239ZM18 62V63H19ZM27 62V61H26ZM32 62V61H31ZM30 62V63H31ZM40 62V61H39ZM218 62V61H217ZM15 63H16V61H15ZM29 63V62H28ZM34 63V62H33ZM36 63V62H35ZM220 63V62H219ZM39 64V63H38ZM48 64V65H47ZM82 64V63H81ZM195 64V63H194ZM217 64V63H216ZM84 65V64H83ZM197 65V64H196ZM195 65V66H196ZM32 66V65H31ZM31 66L29 67V70H30V68H31ZM40 66V65H39ZM43 66V65H42ZM98 66H101V67H106L107 68V70H109V72H108V74H102L103 72H100L99 71V69L97 68ZM192 66V65H191ZM198 66H201V65H198ZM41 67V66H40ZM133 67H137V68H140V71H142V73L140 72V71H137V70H130V68H133ZM34 68H36V67H33V69ZM46 68V67H45ZM48 68V67H47ZM61 68V67H60ZM218 68V67H217ZM37 69H38V67H37ZM49 69V68H48ZM225 69H226V71H225ZM41 70H43V69H41ZM50 70V69H49ZM38 71V70H37ZM59 71V70H58ZM216 71V70H215ZM218 71V70H217ZM29 72V71H28ZM32 72H34L33 70H32ZM42 72V71H41ZM44 72V71H43ZM239 72H240V77H239ZM27 73V72H26ZM29 73H31V72H29ZM187 73H192L193 74V77H194V79H189L188 78V75H187ZM199 73V74H198ZM34 74V73H33ZM32 74V76H34ZM38 74H41V73H38ZM38 74H36V75H38ZM52 74V73H51ZM57 74V73H56ZM55 74V75H56ZM93 74V73H92ZM176 74H178V75H176ZM27 75V74H26ZM169 75V76H168ZM176 75V76H175ZM218 75V74H217ZM28 76H29V74H28ZM52 76V75H51ZM54 76V75H53ZM57 76V75H56ZM172 76V77H171ZM21 77H23V76H21ZM30 77H31V74H30ZM42 77V76H41ZM47 77H48V75H47ZM219 77V76H218ZM26 78H27V76H26ZM25 78V79H26ZM36 78V77H35ZM51 78V77H50ZM23 79V78H22ZM25 79H23V81L25 80ZM27 79H29V78H27ZM26 79V80H27ZM155 79H157L156 80V82H155ZM161 79H163V81H165L164 83H162V84H159L158 82L161 80ZM30 80V79H29ZM36 80V79H35ZM48 80H50V79H48ZM47 80V81H48ZM52 80V79H51ZM50 80V81H51ZM59 80H60V78H59ZM22 81V82H23ZM33 81V80H32ZM61 81V80H60ZM158 81V82H157ZM34 83V82H33ZM33 83H30V84H33ZM61 83V82H60ZM155 83V84H154ZM63 84V83H62ZM36 86V85H35ZM43 86V85H42ZM52 86V85H51ZM172 86H175V88H177V90H174L173 88H172ZM32 87H34V86H32ZM26 88V87H25ZM31 88V87H30ZM52 88V87H51ZM249 88H251L252 89V95H253V97H254V99H250L249 98V96H248V89ZM28 89V92H29V87L28 88H26V90ZM32 89V88H31ZM184 89H190V90H194V93L195 94H193V91H184ZM25 90V91H26ZM34 90V92H35V88L33 89ZM32 90V91H33ZM54 89H52V91H53ZM56 90V89H55ZM57 90H59V89H57ZM110 90V89H109ZM150 90V89H149ZM6 91H7V89H6ZM105 91V90H104ZM139 91H141V90H139ZM10 92V91H9ZM55 92V91H54ZM59 93H60V91H58ZM107 92H109V91H107ZM107 92L105 91V92H103L102 93V95H101V97L99 98V102H100V105H99V107H98V109H97V111H101V112H104L105 110H109V108H107L104 104H105V102L104 101H106V98H107ZM142 92H143V90H142ZM11 93V92H10ZM9 93V94H10ZM13 93H14V91H13ZM13 93H12V95H13ZM33 93V92H32ZM42 93V92H41ZM175 93V94H174ZM6 94H7V92H6ZM8 94V95H9ZM28 94V93H27ZM30 94H31V92H30ZM30 94H28L29 96H30ZM35 94H37V93H35ZM51 94V93H50ZM37 95H39V94H37ZM36 95V96H37ZM44 95V94H43ZM58 95V94H57ZM56 95V96H57ZM156 95H155V98H156ZM160 95H165V94H160ZM159 95V96H160ZM184 96L185 97V99L186 100H190L191 101V103L189 104V103H185V100H181V99H177V102H175L174 101V99L176 100V98H174L173 96ZM15 96V95H14ZM24 96V95H23ZM28 96V99L27 98H23V99H27V101L29 100V97ZM33 96V95H32ZM31 96V97H32ZM35 96V95H34ZM47 95H45V97L44 98H48V97H46ZM54 96H55V94H54ZM56 96H55V98H56ZM58 96H60V94L58 95ZM170 96H172V97H170ZM7 97V96H6ZM21 97V96H20ZM27 97V96H26ZM43 97H41V98H43ZM199 97V98H198ZM12 98V97H11ZM17 98H18V96H17ZM49 98H51V97H49ZM60 98V97H59ZM15 99V98H14ZM22 99V98H21ZM21 99L19 100V102L21 101ZM32 99H33V97H32ZM31 98H30V100H32ZM35 99H37V98H35ZM40 99V98H39ZM38 99V100H39ZM24 100V101H25ZM30 100L28 101L29 102V104H30ZM44 100V99H43ZM48 100V99H47ZM46 100V101H47ZM52 100V99H51ZM54 100V99H53ZM212 100H215L216 101V105L214 106L213 104H212ZM46 101H44V102H46ZM48 101H50V100H48ZM57 101V100H56ZM92 101V100H91ZM131 104H132V106H133V108H134V104L135 105H137V110H135L137 113L136 114H138L139 113V111L138 110H140V109H142L141 108V104H142V102L144 101L143 100V97H142V95H136V93H135V95L134 96H132L131 97V99L130 100H128ZM207 101H209L210 102V110L208 111V113H207V115H204V113H205V107H206V102ZM22 102H23V100H22ZM26 102V101H25ZM25 102H23V103H25ZM38 102V101H37ZM40 102V101H39ZM21 103V102H20ZM33 103V102H32ZM47 103V102H46ZM36 104V103H35ZM39 103H37V105H38ZM42 104V103H41ZM98 104V103H97ZM146 104L147 105H149V107H146V108H143V110L145 109V112L146 113H142V114H140V115H150L149 116V122L151 123V125H149V127L148 128H146V127H144V125H142L141 123L140 124H138L137 126H135L136 124L134 123V121H137L136 119H135V117H131V118H127L126 119V121L124 122L122 119V121L124 122L122 125H120V126H118L119 128H118V132L117 131H115V132H117V134L115 135V138L113 139L112 137H113V135H108L107 133H105L104 134V138L103 139H101L100 141H99V143H97V141H96V144L97 145H95L93 148H91V149H86L85 151L83 150L81 153H83L84 155L83 156H79V155H71V156H73L74 157V159H72L71 161H69V160H67L66 158L68 157V156H66L64 159L62 158L63 156L62 155H60V154H62L61 152L62 151H60L61 149H59V150H57L56 148H54L55 149V154H53V152H50L49 151V149H46V148H43V147H45L46 146V144H44L43 143V138L45 139H47V140H50V141H52L51 140V138H52V136H54L55 134H56V130L55 131H53V129L56 127L57 128V126H54V128L52 127V125H55V124H52V122L55 120H52L51 118H53V117H50V119H47V117L49 118V116L48 115H46V116H43L44 118H46V120H44V124L43 125H39V127H36L35 128V130L34 131H32L31 132V135H30V137H28V138H32V140L33 141H31V142H29L28 140V145H24L23 143L22 144H18V146H17V148H19L22 152H21V155H22V153L24 154L23 155V159H27V157L28 156H30V157H32L33 158V160L36 162V165H37V167H41L43 164H45V163H47L48 162V160L49 159H51V161H52V163H51V165H50V167L53 169V173H52V175L53 176H55L56 177V179H51V178H49V180H48V186L51 184V186H53V188H54V190H61L62 192H64L62 195H65V197H66V195H71V192L67 189L68 188V185H70L71 183H72V180H71V176H69V175H65V173H71V174H74L73 172L75 171V166H73L72 164L74 163V165H75V162H78V163H82V164H85V163H87V162H89V161H91L93 164H94V162H96L97 160L99 161L100 159H102V158H105V154L107 153L108 155H109V153L107 152L108 151V149H109V147L113 144L112 143V140H113V142L114 143H116V142H119L120 141V143H122V144H124V145H130V146H133L132 148H135V145L134 144H132L131 142H132V140H135V138H133V136L134 137H137V136H139L140 137V133L141 134H143V135H148L149 137H150V139L147 141V138L148 137H146V139L145 140H143L144 141V143H150L153 139H155V140H157V143L156 144H153L150 148H145L142 144V146H143V151H138L137 153H139V152H141L140 154H142V159H141V156H140V154H139V156L137 157V160L135 159V161H137L136 162V168L133 170V173L135 174V178H137L138 179V181H140V184H141V182H143L144 181V179L142 178V177H140V173L141 172H143L142 174L144 175V174H147L148 173V178H150V179H153V181L154 182H156L155 181V178L152 176V174L150 173L151 171H150V168H147V166H145V164H146V161H145V157H146V155L149 153V154H151V148H153L154 146H156L157 144H159V143H165V144H167L168 143V141H173L174 139H180L181 138V136H183V135H185L186 133H192V135H193V132H183V128H185V126L183 125V124H181V122H180V120L177 118V117H175V115H173L174 117H173V119L172 120H169V118H168V115L167 114H164V115H160L159 114V112L156 110H154V104H153V102H150V103H147L146 102ZM212 104V105H211ZM11 104H9V106H10ZM23 104H20V106H22ZM27 105V104H26ZM43 105V104H42ZM48 105V104H47ZM146 105V106H147ZM157 105V104H156ZM168 105V106H169ZM40 106V105H39ZM38 106V107H39ZM44 106V105H43ZM42 106V107H43ZM50 106H51V104H50ZM54 106V105H53ZM131 106V107H132ZM154 106V107H153ZM202 106V107H201ZM10 107H12V106H10ZM9 107V108H10ZM15 107V106H14ZM13 107V108H14ZM18 107V106H17ZM16 107V108H17ZM24 107H26V106H24ZM34 107V106H33ZM35 107H37V106H35ZM46 107H48V106H46ZM40 108V107H39ZM132 108V109H133ZM11 109V108H10ZM20 109V108H19ZM30 109H31V107H30ZM35 109V108H34ZM113 109V108H112ZM112 109L111 110H109V111H112ZM128 109H130V108H128ZM135 109V108H134ZM15 110V109H14ZM21 110H22V108H21ZM52 110V109H51ZM24 111V110H23ZM23 111H21V112H23ZM30 111V110H29ZM45 112L46 114L48 113V114H50L51 113V115H52V111H54V109L52 110V111H50V110H46V109H43V108H40V112ZM130 111H131V109H130ZM134 111V110H133ZM170 111L171 112H173V109H170ZM179 111V110H178ZM257 111H259L260 113L258 114V112ZM9 112V114H8V120H7V125H8V128H11L12 126H13V124H12V119H13V117H11V111H8ZM18 111H16V113H17ZM28 112V111H27ZM33 112V111H32ZM39 112V113H40ZM50 112V113H49ZM55 112V111H54ZM59 112V111H58ZM92 112V111H91ZM194 112H196V114H194ZM200 112H202V114H203V116L201 117V115H199V113ZM213 112H215V121H214V123H213V119H212V115H213ZM229 112H231V111H229ZM110 113V112H109ZM135 113V112H134ZM141 113V112H140ZM167 113V112H166ZM22 114H24V113H22ZM26 114V113H25ZM30 113H28V115H29ZM54 114V113H53ZM132 114V113H131ZM230 114V113H229ZM139 115V116H140ZM209 115V116H208ZM24 116H27V114L26 115H24ZM34 116H36V115H34ZM34 116H32V117H34ZM41 116V115H40ZM41 116V117H42ZM52 116H54V115H52ZM120 116V115H119ZM131 116V115H130ZM139 116H137V117H139ZM28 117V116H27ZM31 116H29L28 118H30ZM55 117V116H54ZM141 117V116H140ZM91 118V117H90ZM237 117H234V116H231L230 117V119L231 120H233L234 121V119H236ZM35 119V118H34ZM42 119V118H41ZM109 119H110V121H112L111 120V118H108L106 121H108L109 122ZM238 119V118H237ZM261 119H262V122H260L261 121ZM119 120H120V118H119ZM125 120V119H124ZM147 120V119H146ZM145 120V121H146ZM37 121V120H36ZM41 122H42V120H40ZM169 121H170V123H169ZM26 122V121H25ZM24 122V123H25ZM28 122H30L29 120H28ZM101 122H103V121H101ZM107 122V123H108ZM129 122H132V124L133 125H131ZM208 122V121H207ZM207 122H206V126L208 127V125H207ZM38 123H39V121H38ZM103 123H105V121L103 122ZM107 123H105L106 125H107ZM149 123V124H150ZM169 123V124H168ZM192 123V122H191ZM28 124V123H27ZM119 124V123H118ZM135 124V125H134ZM143 124H145V123H143ZM147 124H148V122H147ZM163 124L164 125H166V124H168V127L167 126H165V128H163ZM25 125H26V123H25ZM29 125V124H28ZM57 125V124H56ZM196 125V124H195ZM109 126V125H108ZM117 126V125H116ZM146 126V125H145ZM148 126V125H147ZM223 126H226V124H224ZM233 126H234V124H233ZM59 127V126H58ZM103 127V126H102ZM107 127V126H106ZM105 127V128H106ZM215 127H217V129L215 128ZM17 128V127H16ZM20 128V127H19ZM18 128V129H19ZM26 128H28V126L26 125ZM55 128V129H56ZM13 129V128H12ZM11 129V130H12ZM58 129V128H57ZM60 129V128H59ZM102 129V128H101ZM109 129V128H108ZM169 129H171L172 131H178V132H181V133H185V134H182L181 136H177V137H172L171 135H170V133H169ZM10 130V131H11ZM15 130V129H14ZM23 130V129H22ZM29 130V129H28ZM28 130H25V131H23V132H29ZM110 130V129H109ZM187 130V129H186ZM10 131H9V133H10ZM21 131V130H20ZM58 131V130H57ZM108 131V130H107ZM23 132H20V134L21 133H23ZM106 132V131H105ZM12 133V132H11ZM14 133V132H13ZM18 133V132H17ZM114 133V132H113ZM133 133H135V134H133ZM218 133V132H217ZM242 133V132H241ZM15 134V133H14ZM19 134V135H20ZM39 134H41V137H39ZM128 134V136L130 135V137H131V139L128 141V140H126L127 138H129V137H127L126 139H125V137H126V135ZM201 134V133H200ZM255 134V135H256ZM8 135V134H7ZM11 135V134H10ZM16 135V134H15ZM18 135V134H17ZM57 135V134H56ZM55 135V136H56ZM131 135H133V136H131ZM198 135V134H197ZM238 135H239V132L238 131H236L233 127H230V129L228 128V130L226 131V133L224 134V136L225 137H223L224 138V142H222V138H218L217 137V135H216V137L214 138V140H211V141H213V143H214V145H215V147H217L216 149L214 148V146L212 147V151L210 152L209 150H211V149H208L207 150V153H208V155L210 156L211 154V156H213V157H215V155L216 154H219V156H220V158L222 157V155H226V150H228L229 149V147H227L228 145H229V142H231V141H233L234 139H237L238 138ZM254 135V136H255ZM12 136H13V134H12ZM23 136V135H22ZM54 136V137H55ZM125 136V137H124ZM187 136V135H186ZM189 136V135H188ZM194 136V135H193ZM192 136V137H193ZM204 136V135H203ZM203 136H200V137H198L199 139H201V137H203ZM7 137H9V136H7ZM6 137V138H7ZM54 137L52 138V139H54ZM11 138V137H10ZM14 138V137H13ZM20 138V137H19ZM50 138V139H49ZM101 138V137H100ZM256 138V137H255ZM259 138V137H258ZM24 139V138H23ZM29 139V140H30ZM112 139V140H111ZM195 139H196V137H195ZM204 139V137L202 138V140ZM7 140H8V138H7ZM12 140H14V139H12ZM256 140H259V139H256ZM16 141V140H15ZM55 141V140H54ZM65 141V140H64ZM25 142V141H24ZM67 142V141H66ZM140 142V141H139ZM203 142H204V146H206V144H208L207 143V141L206 140H203ZM240 140L238 141V140H236L235 142H232L231 144H230V146L232 145V144H234V146H237L236 148H237V150H239V151H242L243 153H244V150L246 151V149L243 147H240ZM70 143V142H69ZM237 143V145H235ZM14 144V143H13ZM61 144H63V143H61ZM61 144H60V146H61ZM118 144V143H117ZM201 144V143H200ZM16 145V144H15ZM43 146L42 148L41 147H39V146ZM190 145H191V143H190ZM116 146V145H115ZM209 146V145H208ZM14 147V146H13ZM194 147V146H193ZM15 148V147H14ZM17 148H15V149H17ZM50 148H52V147H50ZM88 148V147H87ZM139 148V147H138ZM191 148V147H190ZM195 149V151H193V152H191V153H189L187 156H186V161L188 160V162H189V167H190V170L189 171H192L193 172V169H195L194 167L196 166V167H201L202 166V164H201V162H198V161H201V160H195V158H196V156H195V154H197V152L199 151V149L197 148V146H195L194 147ZM202 149V148H201ZM206 149H207V146H206ZM19 150V151H20ZM63 150V149H62ZM14 151V150H13ZM18 151V150H17ZM58 151L60 152V154H58ZM14 153H15V155L18 153H16L15 151H14ZM261 153V152H260ZM78 154V153H77ZM125 154V153H124ZM70 155V154H69ZM243 155V154H242ZM245 155V154H244ZM77 156H79V158L77 159V158H75V157H77ZM198 156V155H197ZM109 157H111V156H109ZM208 157V156H207ZM242 157H244V156H242ZM252 157V156H251ZM176 158V157H175ZM212 158V157H211ZM107 159V158H106ZM105 159V160H106ZM208 159V158H207ZM12 160V159H11ZM193 161V163H194V160L196 161L194 164H192L191 162ZM210 160V159H209ZM258 160L259 161H257V159H253V161L251 162V163H254V166L256 165V166H258L259 165V163L260 164H263L264 163V161L263 162H260V159L258 158ZM15 161V160H14ZM28 161V160H27ZM97 161V162H98ZM102 161H104V160H102ZM122 161V160H121ZM140 161V162H139ZM145 161V162H144ZM34 162V163H35ZM206 162H207V160H206ZM100 162H98V164H99ZM104 163V162H103ZM112 163V162H111ZM119 163V162H118ZM117 163V164H118ZM122 163V162H121ZM250 163V164H251ZM11 164V163H10ZM29 164V163H28ZM120 164V163H119ZM133 164H135V163H133ZM207 164H209L208 166H207V168L209 167V166H212V164L211 163H207ZM206 165V164H205ZM205 165H203L204 166V170H205ZM216 165H218V164H216ZM22 166H23V164H22ZM24 166H25V164H24ZM97 166H99V165H97ZM133 166V165H132ZM186 166H187V164H186ZM27 167V166H26ZM26 167L24 168L23 167V169L21 170V171H27V170H33L32 168H27L26 169ZM34 167H36V166H34ZM94 167H96V165L94 166ZM213 167H216V166H214L213 165ZM21 168V167H20ZM109 168V167H108ZM129 168V167H128ZM222 168V167H221ZM15 169V168H14ZM93 169V168H92ZM119 169H121V168H119ZM36 170V169H35ZM74 170V171H73ZM184 170H186V169H184ZM18 171V170H17ZM39 172V171H38ZM78 172V171H77ZM76 172V173H77ZM181 172V171H180ZM103 173H106L105 174V178H106V180H107V182L109 181H112L113 179V172L112 173H107V172H103ZM179 172H177V174H178ZM188 173L189 172H186V171H184V172H182V177H184V176H187L188 175ZM194 173V172H193ZM192 173V174H193ZM197 173H199V172H197ZM0 174H2V176H0V178H1V180H3V181H5V182H7V183H15V182H13V180H5V179H3L2 177H3V173H0ZM190 174H191V172H190ZM200 174V173H199ZM198 174V175H199ZM202 174H203V172H202ZM75 175V174H74ZM83 175H85V174H83ZM159 175H160V173H159ZM158 174H157V176H155V177H158L159 176ZM195 176L197 175V174H194ZM78 176V175H77ZM86 176V175H85ZM96 175H92V174H90V175H88L87 177H85V188H86V190L87 191H90V189H89V184H90V181H92V179L95 177ZM177 176V175H176ZM200 176V175H199ZM76 177V176H75ZM84 177V176H83ZM172 177H174L172 174H170V175H168V176H162V178L163 179H172ZM190 177V176H189ZM189 177H187V178H189ZM201 177V176H200ZM77 179L79 178V177H76ZM104 178V177H103ZM196 178V177H195ZM264 178V177H263ZM25 179V178H24ZM81 179V178H80ZM170 179V180H171ZM178 179V181H179V178H177ZM182 179V178H181ZM185 179V178H184ZM198 179V178H197ZM32 180V179H31ZM61 180H65V181H68V183H61L60 181ZM82 180V179H81ZM160 180V179H159ZM202 180V179H201ZM114 181V180H113ZM151 182V184L154 186V188L156 189V187H155V184H154V182ZM167 182L166 183H168L169 181L168 180H166ZM176 181V180H175ZM186 181V180H185ZM200 181V180H199ZM203 181V180H202ZM28 182V181H27ZM190 182V181H189ZM197 182V181H196ZM23 184V186L26 184V185H28V187H26V188H29V189H35V188H38V187H43V183H45L44 182V180H42V179H36V180H32V182H30V183H26V181L25 180H23V182H22ZM131 183V182H130ZM133 183V182H132ZM143 183H145V182H143ZM174 183V182H173ZM186 183V182H185ZM192 183V182H191ZM231 183V182H230ZM239 183V182H238ZM258 183V182H257ZM46 184V183H45ZM113 184H115V183H113ZM161 184L162 183H159L158 182V185H159V187L161 186ZM198 184V183H197ZM224 184V183H223ZM263 184H264V182H263ZM12 185V184H11ZM55 185V186H54ZM126 185H127V183L125 182V180H122V182L121 183H119L118 185H115L118 189H119V191H120V189L121 190H125L126 188ZM144 184H142L141 185V187H140V189L139 190H137V192L136 193H134V196H132V197H130V196H128V198L127 197H124L123 195L122 196H116V195H113V194H110L109 193V191L107 192V191H105V190H103V191H101V189H100V191H95V190H93V191H91L90 193H102L103 194V196L101 197V199H107L108 197H123V198H125L124 200H120V199H113V200H111V201H109V202H107V203H103V204H105V205H103L102 204V202H92L90 199H89V197L87 196V201H82L81 203H82V205H81V211H80V214L77 216V215H75L76 216V218H75V222L73 223V222H71L70 224V228H66L65 229V231H71V232H76V231H78V229L79 228H81V227H83L82 225L83 224H86V225H90V224H92V221L94 220L96 223H97V221L99 220H97V218L95 217V215L93 214V212H94V210H96V209H105L106 211H107V213H106V211H105V213H106V216L107 217H109V216H111V215H115V216H119L120 215V213L122 212V210H124V209H126V210H129V211H131V214H130V217H132L131 219H130V221L133 223V222H136V223H139V221L140 220H144L145 218H146V220L148 219V218H151V217H155V213H154V216H148V215H146L145 214V206H146V203H147V201H149L150 199H148L147 201H145L144 199H136V197H143V196H145V195H143L145 192L143 191V186ZM200 185V184H199ZM206 185L207 184H204V189H202L201 190V195L200 196H202L201 197V201L199 202L200 203V205L202 204L203 205V202H205V201H209L210 203H212L211 205H210V207L212 208V207H214L215 206V203L214 202H211L210 201V195L211 194H209V192L208 191H213V189H215V186H208L207 188H206ZM243 185V184H242ZM47 186V185H46ZM128 186V185H127ZM140 186V185H139ZM153 186H151V187H153ZM201 186V185H200ZM219 186V185H218ZM238 186H239V184H238ZM260 186V185H259ZM108 187V186H107ZM149 187V186H148ZM220 187V186H219ZM229 187V186H228ZM262 187V186H261ZM264 187V186H263ZM262 187V188H263ZM169 188V187H168ZM179 188V187H178ZM206 188V189H205ZM222 190L223 189H225L224 190V193L226 194L227 192L229 193L230 191V189H231V187L230 188H225V187H220ZM25 189V188H24ZM50 189H52V187H50ZM108 189H111V188H108ZM113 189V188H112ZM116 189V188H115ZM164 189H166V187H164ZM171 189V188H170ZM182 189V188H181ZM197 189H198V191H199V187H197ZM264 189V188H263ZM27 191H28V189H26ZM169 190V189H168ZM34 191V190H33ZM38 191V190H37ZM95 191V192H94ZM160 191V190H159ZM171 191V190H170ZM197 191V193H199ZM35 192V191H34ZM57 192V191H56ZM56 192H54V193H56ZM156 192H158V190L156 189ZM189 192V191H188ZM38 193V192H37ZM51 193H53V191L51 192ZM129 193V192H128ZM160 193V192H159ZM122 194V193H121ZM156 195H155V199H154V201L157 199V193H155ZM161 194V193H160ZM31 195H32V192H31ZM38 195H39V193H38ZM72 195H74V194H72ZM118 195V194H117ZM130 195V194H129ZM159 195V194H158ZM172 195V194H171ZM41 196V195H40ZM76 196V195H75ZM85 196V195H84ZM208 196H210V197H208ZM223 196V195H222ZM29 197H30V195H29ZM81 197H82V195H81ZM80 197V198H81ZM130 197V198H129ZM149 197V196H148ZM175 197V196H174ZM182 197V196H181ZM195 197H198L197 196V194H195ZM208 197V198H207ZM217 197H218V195H217ZM230 197H232V196H230ZM32 198V197H31ZM44 198H45V196H44ZM69 198V197H68ZM72 198H74V197H72ZM77 198V197H76ZM180 198V197H179ZM205 198H207V199H205ZM159 199V198H158ZM165 199V198H164ZM182 199V198H181ZM192 199H194V198H192ZM196 199V198H195ZM241 199H243V198H241ZM0 200H2V199H0ZM25 200V199H24ZM31 200V199H30ZM51 200V199H50ZM50 200L49 199H43V201L42 202H40V206L41 207H48V205H49V203H50ZM117 200H119L120 202L118 203L117 202ZM152 200V199H151ZM28 201H29V199H28ZM32 201V200H31ZM179 201V200H178ZM240 201V200H239ZM10 202V201H9ZM26 202H27V200H26ZM36 202V201H35ZM52 202V201H51ZM195 202V201H194ZM30 203V202H29ZM71 203V202H70ZM240 203V202H239ZM255 203H257L258 204V206L260 205L261 206V209L263 210L262 212H260L261 214V219H263L264 220V190H263V195H262V197L261 198H259V199H256L255 201H254V204ZM27 204V203H26ZM37 204V203H36ZM77 204H79V203H77ZM152 204V203H151ZM29 205H31V204H29ZM38 205V204H37ZM51 205H58V206H60L61 207V203H55L54 201L52 202V204ZM65 205V204H64ZM71 205V204H70ZM84 205H90V207L88 208V211L85 213L84 212V210H83V206ZM197 205V204H196ZM229 205L230 206H232L231 208H228V213L226 212V214L227 215H230V216H232V218H234V209H235V207H237V205H239L238 204V202L236 201V199H232V200H229ZM228 205V207H230ZM7 206V205H6ZM57 206V207H58ZM251 206V205H250ZM257 206V207H258ZM50 207V206H49ZM65 207V206H64ZM151 205L150 206H148V208L149 209H151ZM172 207H173V205H172ZM205 207V206H204ZM12 208H14V201H11L10 203H8V208H7V211H10ZM51 208V207H50ZM50 208H48L49 209V211H50ZM68 208L69 207H67L66 206V208H62V209H65V211H67L68 210ZM214 208H216V207H214ZM213 208V209H214ZM174 209V208H173ZM183 209V208H182ZM253 209H255V208H253ZM27 210V209H26ZM35 210V209H34ZM36 212L38 213H36L37 215H41L40 213H43L45 210H42L41 208L40 209H37L36 208ZM156 210V209H155ZM166 210V209H165ZM48 211V212H49ZM56 212H58L60 215H62V216H67V215H64L63 214V212L62 211H57V210H55ZM78 211V212H79ZM169 211V210H168ZM26 212V211H25ZM46 212H47V210H46ZM159 212V211H158ZM157 212V213H158ZM170 212V211H169ZM217 212V211H216ZM20 213V212H19ZM35 213V212H34ZM45 213V212H44ZM43 213V214H44ZM68 213V212H67ZM166 213V212H165ZM171 213V212H170ZM173 213V212H172ZM211 213V212H210ZM7 214V213H6ZM14 214V213H13ZM48 214V213H47ZM46 213H45V215L44 216H42V217H40V219L39 220H35V221H33L32 222V224H33V226H40L41 224H43V222H53L55 225L57 224L58 226H61V223L59 222V220L58 219H53L52 217H54L55 216V213L53 212V209H51V211H50V214L49 215H47ZM216 214V213H215ZM255 214V213H254ZM33 215V214H32ZM158 215V214H157ZM157 215H156V217H157ZM23 216V215H22ZM26 216V215H25ZM25 216H23V217H25ZM101 216V215H100ZM102 217V216H101ZM165 217V216H164ZM169 217V216H168ZM214 217V216H213ZM225 217V216H224ZM229 217V216H228ZM66 218V217H65ZM111 218V217H110ZM111 219H113V218H111ZM116 219V218H115ZM118 219V218H117ZM157 219H158V217H157ZM157 219H155V220H157ZM229 219H231V218H229ZM71 220V219H70ZM142 220V221H143ZM168 220H169V218H168ZM85 221H88L87 223L85 222ZM116 221V220H115ZM121 221H123V220H121ZM159 221V220H158ZM233 221V220H232ZM120 222V221H119ZM164 222H166V219H165V221ZM169 222V221H168ZM230 222V221H229ZM99 223V222H98ZM111 223V222H110ZM113 223V222H112ZM171 223V222H170ZM108 224V223H107ZM115 224V223H114ZM110 225V224H109ZM164 225V224H163ZM174 225V224H173ZM225 225V224H224ZM223 225V226H224ZM231 226V225H230ZM236 223H235V218H234V222H233V226H232V229H231V233H232V236L234 237V238H238V236L240 235L239 234V231L238 232H236L235 230H236ZM55 227V226H54ZM66 227H68V226H66ZM126 227V226H125ZM125 227H124V229H125ZM225 227H227V226H225ZM224 227V228H225ZM229 227V226H228ZM231 228V227H230ZM237 228H239V227H237ZM129 229V228H128ZM227 229V228H226ZM126 230V229H125ZM155 230V229H154ZM227 230H229V229H227ZM132 231V230H131ZM224 231H225V229H224ZM94 232H95V230H94ZM103 232V231H102ZM117 232H120V228H119V230L118 231H116L115 232V234L117 233ZM64 233V232H63ZM77 233V232H76ZM120 233H123V231L122 232H120ZM156 233H158V232H156ZM156 233H153V234H156ZM164 233V232H163ZM226 233H228V232H226ZM243 233V232H242ZM87 234V233H86ZM90 234H92V233H90ZM113 234V233H112ZM67 235V234H66ZM108 235V234H107ZM160 235H162L161 233H160ZM50 236V235H49ZM74 236V235H73ZM113 236V235H112ZM119 235H116V237H118ZM164 236V235H163ZM245 236V235H244ZM35 237V236H34ZM69 237H71V236H69ZM77 237V236H76ZM84 237H85V235H84ZM83 237V239H86V237L84 238ZM115 237V238H116ZM72 238V237H71ZM70 238V239H71ZM93 238V237H92ZM226 238V237H225ZM236 238V239H237ZM240 238V237H239ZM61 239V238H60ZM97 239V238H96ZM99 239V238H98ZM56 240V239H55ZM58 240H59V238H58ZM72 240H73V238H72ZM108 240V239H107ZM252 241H254L255 242V240H253V239H251ZM62 241H63V239H62ZM61 241V242H62ZM74 241V240H73ZM98 241V240H97ZM8 242V241H7ZM245 242V241H244ZM249 242H251V241H249ZM63 244V243H62ZM245 244V243H244ZM249 244V243H248ZM248 244H246V245H248ZM11 245H12V243H11ZM14 248L16 247V245H12ZM159 246V245H158ZM250 246H252V245H250ZM258 248V247H257ZM84 250V249H83ZM56 251H58V250H56ZM230 252V251H229ZM233 252H234V250H233ZM58 253V252H57ZM157 253V252H156ZM55 254H56V252H55ZM141 254V253H140ZM148 254V253H147ZM153 254V253H152ZM58 255V254H57ZM231 256L232 255H234V253H232L231 252V254H230ZM235 255H237V254H235ZM149 258V257H148Z\"/></svg>",
    "mask_w": 264,
    "mask_h": 264
},
{
    "label": "snow or ice",
    "instance_id": "snow-or-ice-1",
    "mask_svg": "<svg viewBox=\"0 0 264 264\" xmlns=\"http://www.w3.org/2000/svg\"><path fill=\"white\" fill-rule=\"evenodd\" d=\"M68 4L70 5V12H71V16L69 17V19L75 24V26L79 29H81L83 31V33L90 37L91 39L95 40L97 43L100 44V46L104 49L105 54L109 57V59L112 60V63L114 65V71L116 72V74L118 76H129V75H134L135 78L140 79V80H144L145 83H150L149 80L145 79V77L139 73H128V72H124L119 65L116 64V57L114 56V54L112 53L111 49L112 46L114 44L117 43H122V44H133L136 42V37L140 36L141 33L137 32L133 38L131 39H124V37L120 34L119 31H117V29L119 28V17H120V12H119V8L121 5H123L124 0H104L105 5L111 3L116 5V11L113 15V17L111 19H109L106 15H105V11L103 8L97 9L96 7L93 6L92 3L87 2V0H67ZM152 0H143V7H141L140 9H138L135 13V16H133V19H135L137 16L142 15L145 11L148 10L150 4H151ZM184 3H190V0H183ZM205 4L208 5L209 8H211V4L208 3V0H204ZM164 3H166V0H160V4L163 5ZM37 4L41 5V11L40 12H35L32 13V15H35L37 17H39V19L41 21H43L44 19V14L47 13L48 9L43 7L42 5V0H33V3L31 5H29V11L32 7H35ZM239 7H243V0H239ZM82 9L84 11V13L90 18L91 20V26L86 25L85 23H83L81 21V19L79 18V14H78V10ZM171 14V13H170ZM55 16V7L53 6V13H52V18H50L48 20L49 23L51 24H56V20L54 18ZM231 17L233 19V21L237 24L238 29L240 31H244V30H248L250 31L252 29L253 25H258L261 28H264V19L261 18V16H257L255 18H247L244 17L242 18L240 15H238V13L236 11H232L231 12ZM22 19V16H17L15 18H12V12L9 11L6 15H4L3 17H0V33H5L6 35L3 37V43L2 46H0V69H5L8 71H12L13 73L16 72V69L13 68L10 64H9V60L12 59L13 57H17L19 54L16 52H12L11 55H7V49L9 47V42L11 41H15L16 44H18L19 46L23 47L25 44V41L30 39L33 36V33L31 32H27L25 31L22 27H20V20ZM10 21V23H9ZM19 30L22 35L17 37L15 35V32ZM160 31L162 32H168V31H175L174 29H170V28H159ZM42 31V29H41ZM145 31L147 32H151L152 29H146ZM177 35L179 36V33H177ZM190 44H196V42L194 40H188L187 41ZM38 44L40 45H45L47 46L49 49H53L55 51H57L59 53L60 56L63 57V63L66 65L68 63V59H67V54L65 52V42L63 39H54L51 44H49L46 40L44 39H39L37 41ZM198 46V45H197ZM199 47V46H198ZM209 51H214L213 49H209ZM48 54V53H45ZM164 55V54H161ZM33 60V57L31 55H27L26 57V61L25 63H23V67L25 69H27L29 67V63ZM232 61L229 60V63H231ZM77 66L79 65V61H76ZM216 68V62L213 61L211 66L208 68V71L211 72L212 74V79L216 80L219 79L221 84L224 86L228 85V81L224 79V75L221 74L219 75V77H217V73L215 71ZM226 71V69H225ZM6 75V71L5 72H0V79H3L4 76ZM188 78L189 79H194L193 74L192 73H187ZM60 77L57 76L56 79H59ZM25 85L27 87H29L30 89V81H24ZM64 88L67 89V82H65L64 84ZM157 91H171V89H160L157 88ZM184 91H193L194 90H190V89H184ZM4 93H5V89L3 86H0V173H3V179L5 180H13L15 183H22L24 178H28V179H32V180H36V179H42L44 180L45 183H48L49 178L51 179H56L55 176L52 175L53 173V169L50 167L52 161L51 159L48 160L47 163L43 164L41 166L40 172L34 173V172H30V171H17L16 169H14L13 167H11L9 161H8V157H7V143H6V137H7V133H8V127H7V120H8V105L7 102L4 98ZM175 94V93H174ZM248 96L250 99H254L253 95H252V89L249 88L248 89ZM178 99L181 100H185V103H191L190 100H186L184 96H177ZM199 98V97H198ZM65 97L62 95L60 97V100L57 102V107L60 109L61 113L63 112V101H64ZM33 103H36L35 101ZM40 103H43V101L41 100ZM212 104L215 106L216 105V101L212 100ZM202 107V106H201ZM114 112H119V114L121 116L124 115V112H122L118 107H113L112 109ZM225 112H236L239 113L240 115L244 116L247 115L246 112L242 111L241 109L237 108V107H232L230 104L228 107H226L224 109ZM199 115H201V117L203 116L202 113H199ZM58 119H63V116L61 115L60 117H58ZM193 122H196V118L192 117ZM212 119H213V123L215 121V112H213L212 115ZM108 121H105V123H107ZM141 124L144 123L143 121L140 122ZM197 127L200 128L201 125L197 124ZM35 130V128H33V131ZM170 135L172 137H177V136H181L183 133L178 132V131H172L171 129L168 130ZM63 135V133L57 132V136L55 139V142L50 141L45 139L43 141L44 144L49 145L50 147L59 149L60 147V137ZM188 135H192V133H188ZM201 136H203V132H201ZM137 140H140V142L142 144H144V147L150 148L153 144L157 143V140L153 139L150 143H144L143 140H141V138L139 136L135 137ZM83 139L85 141H88L89 143H92L91 140H89L88 136H83ZM250 139H254V137H251ZM207 143L209 145H214L213 141L211 140H207ZM197 148H201L202 145L200 143L196 144ZM83 153H80L79 156H83ZM79 156L75 157V158H79ZM141 159H142V154H140ZM67 160L71 161L72 159H74L73 156H68L66 158ZM249 161L250 158H244L241 156H237L235 158V161H227V160H221L219 154L215 155L214 159H211L209 161V163L211 164H219L221 167H227L229 166L231 163L233 162H239L241 164L244 165H249ZM201 163H204L203 161H201ZM250 166V165H249ZM112 168H121L123 171L126 172H130L133 171V169L130 168H126L123 167L120 164H114L112 165ZM205 168H207V164L205 165ZM103 171L105 172H110L111 168H104ZM196 172H203L204 168H198L195 170ZM65 175H69L71 176V180L72 183L69 185V187L72 188V191L75 193V195L77 196V198H79L81 195H86L89 197V199L92 202H102V203H107L113 199H120V200H124L125 198L123 197H108L107 199H101V197L103 196L102 193H90L86 190L85 188V181L77 179L75 177L74 174L71 173H65ZM242 177L241 176H236L235 179L240 180ZM186 179H190L186 178ZM61 183H68V181L65 180H61ZM185 181H180V183H184ZM146 185L150 184V178H148V180H146ZM55 186V185H54ZM24 187H28V185H24ZM236 188H232L231 191L233 193L236 192ZM146 192H152L151 187H146L145 188ZM12 195H16L15 193H12ZM136 199H144L145 201H147L149 199V197L147 195L143 196V197H136ZM151 199H155L154 197V193L151 197ZM0 203H9L7 201H0ZM20 203H23V197H20ZM25 208L29 207V204H24L23 205ZM205 207H208L209 205H204ZM31 207L33 208H40V205L37 204H31ZM90 207V205H84L83 206V210L86 213L88 211V208ZM155 207L156 205H152L151 209L148 208V205L146 203L145 206V214L148 216H154L155 213ZM53 212L55 213V216L52 217L53 219H58L59 222L61 224H69L72 221L68 218H65L64 216L60 215L58 212L55 211V209L53 208ZM253 215V210L252 208H249L247 211V216L249 219L252 218ZM40 217H13L10 214H6L4 211H0V229H4L6 235L2 238L5 241H10L12 239L11 234L8 232L9 227L11 226L9 221H12L15 226L17 227H24L25 223H28L29 221L32 220H39ZM131 219V217L129 218ZM86 223L88 221H85ZM126 223V221L121 222L120 224V232H122L124 230V224ZM148 225H151L152 220L148 219L147 221ZM94 227H101V228H106L109 227L108 225H104V224H98V225H93ZM200 227H205L203 225H201ZM147 231L151 232V228L146 229ZM248 227L245 226L243 233L241 234L240 240H242L244 238V234H246L248 232ZM120 232H117L114 236L110 237V239H115L116 235H120ZM77 236L83 238L84 237V233L83 232H79L76 233ZM136 235V234H133ZM141 236H143V233H140ZM153 239H155V234H153ZM31 239V237H30ZM125 241L127 240V237L124 238ZM109 240H104L101 242H93L95 251L93 252L92 255V261L91 264H99L100 258H101V253L102 250L105 248V246L109 243ZM163 240L165 243H170L169 238L165 235L163 236ZM239 240L237 241V244L235 246H239ZM60 243H63V247L59 248V255L61 257V259L59 261L55 260V257L52 258V260H48L45 261L44 258L48 257L50 255V253L52 252L53 249H57L58 245ZM73 241L71 239H69L67 242H57V241H53L50 245V247L45 250V251H38L37 248L35 247V245L32 246V250L35 251L37 254L34 255L32 257V259L34 261L39 260L42 262V264H66V260L64 259L65 256V249L70 247L72 245ZM188 247H198V245H194L191 243V241L188 242ZM3 249V243L0 242V251H2ZM125 251H127V249H124ZM244 257H239L237 259H229L226 264H244ZM0 264H4L3 260L0 259ZM131 264H136V261L133 260L131 262ZM149 264H158V254H153L151 257V260L149 261ZM178 264H184L183 259L181 258L178 262ZM202 264H207L206 258L205 261L202 262Z\"/></svg>",
    "mask_w": 264,
    "mask_h": 264
}]
</instances>
